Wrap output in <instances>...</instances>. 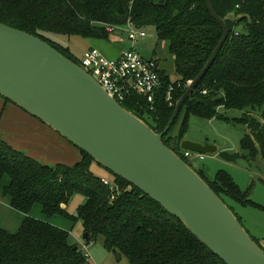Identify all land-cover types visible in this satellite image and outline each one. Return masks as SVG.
I'll return each mask as SVG.
<instances>
[{"label":"trees","instance_id":"trees-1","mask_svg":"<svg viewBox=\"0 0 264 264\" xmlns=\"http://www.w3.org/2000/svg\"><path fill=\"white\" fill-rule=\"evenodd\" d=\"M211 2L221 17L231 11L245 17L227 22V40L162 140L191 166L179 148L189 115L225 118L219 107L245 109L232 119L249 130L240 147L248 158L264 159V0ZM128 20L139 28L152 25L173 55L177 78L171 80L159 70L165 84L173 86L172 105L165 101L164 90L155 97L152 109L135 93L120 103L160 132L187 81L199 72L222 35L203 0H0V23L41 38L77 64L79 59L68 48L49 40L43 31L108 40L107 27ZM253 111L259 112V118ZM78 150L81 159L74 164L50 165L14 148L0 131V183L5 176L8 179L2 193L13 209L24 214L16 231L0 226V264L85 263L80 247L70 242L69 230L28 214L35 204L46 217L79 219L88 233L86 243L101 237L104 248L127 264H225L178 218L128 181L108 171L115 185L103 184L90 169L94 159ZM195 171L231 210L227 199L264 210L250 198L249 188L241 189L226 170L218 169L212 179L202 169ZM74 194H81L83 200L70 214L66 206Z\"/></svg>","mask_w":264,"mask_h":264},{"label":"water","instance_id":"water-1","mask_svg":"<svg viewBox=\"0 0 264 264\" xmlns=\"http://www.w3.org/2000/svg\"><path fill=\"white\" fill-rule=\"evenodd\" d=\"M203 1L222 35L199 72L187 81L160 132L126 110L79 64L48 42L5 23H0V97L148 195L225 264H264V250L234 212L162 140L227 40V22L245 17L233 11L221 17L211 0ZM179 147L217 154L228 162L240 156L238 151L188 139H182ZM82 237L87 239L88 233Z\"/></svg>","mask_w":264,"mask_h":264},{"label":"rangeland","instance_id":"rangeland-1","mask_svg":"<svg viewBox=\"0 0 264 264\" xmlns=\"http://www.w3.org/2000/svg\"><path fill=\"white\" fill-rule=\"evenodd\" d=\"M143 29L146 36L137 39L133 43V48L145 58H154L157 61L159 69L165 72L171 80H175L177 74L174 70L173 55L168 51V42L157 37L152 25L146 26ZM43 33L49 40L68 48L77 59L81 57L84 51L93 47L101 50L107 57L115 58L120 51L130 46L127 32L119 27L110 31L108 40L84 38L78 35H66L52 31H43ZM217 110L225 118L214 117L207 119L190 114L184 139L199 143L215 144L219 150H226L228 152L238 151L240 152V156L235 161L228 162L221 159L217 154L191 152V156L187 158L188 162L195 170L202 169L208 179H212L218 169L226 170L241 189L249 188L250 198L254 202L264 205V159L260 156L253 159L246 156V151L240 147V139L249 130L246 125L232 120L233 118L242 116L246 110L223 107H219ZM21 113L23 112L18 107L10 102L4 103V100L0 97V131L3 138L14 148L29 153L33 158L50 165H72L81 159V153L76 147L59 136L57 138V134H52L47 126H41L42 128L33 126ZM252 114L259 118L258 111H253ZM24 115L26 114L24 113ZM143 116L145 118V115ZM27 117L30 116L27 115ZM31 119L33 118L31 117ZM35 121L37 120L35 119ZM179 124L175 125L170 135L178 129ZM49 133L56 138L52 137ZM90 168L95 172L110 175L106 169L94 161L90 163ZM6 183L7 178L5 177L0 183L1 198L3 197L2 191ZM81 202L82 195L74 194L67 203L66 210L70 214H74ZM227 203L240 218V222L246 231L256 238L264 250V210L251 206H242L230 199H227ZM35 206L40 207L38 204ZM60 217V223L66 230L70 231V242L76 243L80 248L84 249L85 247L89 252V264L92 262L94 264H127L124 258L117 260L111 252L104 248L101 237L86 243L82 237L84 231L79 219ZM1 218L3 220L0 224L11 222L8 226L15 231L19 226L21 214L10 209L8 213H2Z\"/></svg>","mask_w":264,"mask_h":264},{"label":"built area","instance_id":"built-area-1","mask_svg":"<svg viewBox=\"0 0 264 264\" xmlns=\"http://www.w3.org/2000/svg\"><path fill=\"white\" fill-rule=\"evenodd\" d=\"M117 27L123 28L127 32L130 46L122 50L115 58L107 57L97 48H89L79 58V65L119 103L124 101L130 93H135L143 97L149 108L152 109L155 97L164 90L165 101L172 105L173 86L165 84L159 73L157 61L154 58L141 56L133 48V43L137 39L146 36L144 29L136 27L130 20L124 25L109 26L107 29L113 30ZM183 155L189 158L191 151L184 150ZM101 181L110 188L115 185L111 178L101 177ZM80 249L83 252L85 262H88L90 260L89 252L85 247Z\"/></svg>","mask_w":264,"mask_h":264},{"label":"crops","instance_id":"crops-1","mask_svg":"<svg viewBox=\"0 0 264 264\" xmlns=\"http://www.w3.org/2000/svg\"><path fill=\"white\" fill-rule=\"evenodd\" d=\"M124 40H126V39H124ZM98 49V48H97ZM99 50V49H98ZM101 51V50H100ZM102 52V51H101ZM103 53V52H102ZM121 53V51L118 53V55ZM104 54V53H103ZM105 55V54H104ZM117 55V56H118ZM4 103H6V102H4ZM11 103V102H10ZM11 104H13V103H11ZM14 105V104H13ZM16 106V105H15ZM17 107V106H16ZM19 108V107H18ZM20 109V108H19ZM23 113H21V115L24 117V118H26L27 120H29L30 122H31V124L33 125V126H38L39 128H42L41 126H47V125H45L44 123H42L41 121H39L38 119H36L35 117H33L32 115H30V114H28V113H26L25 111H23L22 109H20ZM24 113L26 114V115H24ZM27 115H29L30 117H27ZM31 117L34 119H31ZM35 119L37 120V121H35ZM40 122V123H39ZM44 128H46V127H44ZM47 128L49 129V130H51L50 132H52V134H57L56 136H57V138H62V139H64L62 136H60L57 132H55L54 130H52L51 128H49L48 126H47ZM48 129H46V130H48ZM52 137H55L54 135H52L51 133H49ZM59 136V137H58ZM56 138V137H55ZM65 141H67L66 139H64ZM68 142V141H67ZM68 143H70V142H68ZM71 144V143H70ZM72 145V144H71ZM74 146V145H73ZM75 147V146H74ZM77 148V147H76ZM28 155H29V153H27ZM91 169V168H90ZM92 170V169H91ZM93 171V170H92ZM95 174H97V175H99L100 177H107V178H111V176L110 175H108L107 173H98V172H95V171H93ZM6 177V176H5ZM5 177H4V179H5ZM7 182H8V179H7ZM7 184V183H6ZM3 197L1 198L0 197V222L3 220V218H1V215H2V213H4V212H9V210L10 209H12V210H14V211H16L15 209H13L11 206H10V204H9V198L7 197V196H4V195H2ZM82 200H83V197H82ZM36 205V204H35ZM33 206L32 207V209L29 211V215L30 216H33V217H35V218H39V219H43V220H46V221H48V222H50V223H52V224H55V225H57V226H59V227H61V228H64V229H66L61 223H60V221L61 220H59V216L58 215H54V216H52V217H46V216H44L43 215V213L41 212V207H36V206ZM2 206V207H1ZM40 206V205H39ZM7 208V209H4V208ZM10 208V209H9ZM16 212H19V211H16ZM30 212H32V214H30ZM20 214H21V219L19 220V225H20V223H21V221H22V219H23V217H24V214L23 213H21V212H19ZM58 216V217H57ZM61 218V217H60ZM4 224H0V226H2L3 228H5L6 230H8V231H10V232H14V230H12V228H10L8 225L11 223V222H9V223H5V222H3ZM9 227V228H8ZM19 227V226H18ZM18 229V228H17ZM16 231V230H15ZM89 262L90 261H88V262H85V263H87V264H89ZM91 264H93V262L91 263Z\"/></svg>","mask_w":264,"mask_h":264}]
</instances>
